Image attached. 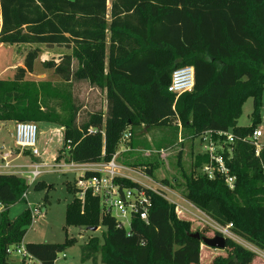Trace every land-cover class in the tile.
Segmentation results:
<instances>
[{"label": "trees", "instance_id": "1", "mask_svg": "<svg viewBox=\"0 0 264 264\" xmlns=\"http://www.w3.org/2000/svg\"><path fill=\"white\" fill-rule=\"evenodd\" d=\"M110 3L108 20V0H0V43L72 47V54L44 60L43 66L64 80L86 79L91 85L107 87L109 107L105 120L101 110L89 112L80 121L76 108L66 110V115L57 112L47 102V83L25 78L33 72L40 52L31 46L24 66L12 78L0 77V128L8 120L60 124L64 128L59 152L67 150L64 159L68 162L109 161L125 132L132 137L142 125L153 128L179 121L181 129L200 142L209 130L214 132V141H222L217 131L237 137L254 131L255 123L241 127L237 121L248 97L254 98L256 110L260 107L264 0ZM73 59L77 68L72 66ZM185 65L195 69L194 88L180 95L169 92L171 72ZM228 146L232 153L226 150L224 157L236 178L235 186L229 188L220 175L210 179L204 174L201 168L209 156L199 152L187 176L185 197L215 222L232 223L235 234L264 249V148L258 156L254 145L238 138ZM61 156H57L59 160ZM152 164L147 162L139 170L152 174ZM117 181L120 192L144 188L150 195L147 221L133 214L129 228L119 227L98 196L87 192L82 201L77 188L68 182L74 195L67 204L66 225L105 227L102 238L91 237L82 246V262L201 263L202 241L190 236L195 232L204 235L200 228L194 231L192 222L178 215L175 204L150 188L128 177ZM28 186L23 176L0 174V264H9L12 248L20 246L42 264H55L59 254L77 241L69 237L63 243H23L33 221L31 209L14 219L7 212L9 205L23 198ZM45 187L42 181L34 183L35 189ZM224 251L226 254L216 255L210 264H253L261 258L231 238Z\"/></svg>", "mask_w": 264, "mask_h": 264}, {"label": "rangeland", "instance_id": "2", "mask_svg": "<svg viewBox=\"0 0 264 264\" xmlns=\"http://www.w3.org/2000/svg\"><path fill=\"white\" fill-rule=\"evenodd\" d=\"M110 2L111 0H108V20H110ZM33 46L40 48V52L35 60L34 70L30 77L37 80L39 84H43L44 82L47 83V85H44L47 87V92H49L47 102L54 106L56 111L61 113L63 109V85L61 78L57 76L52 69L45 68L43 66V61L53 58L57 59L59 55L67 51V48L62 46L48 47L40 43L34 44ZM30 48L33 47L30 46L26 51ZM13 50L15 53L17 49H13V47L8 44L4 45L1 49L0 60L5 61L4 63H9V57ZM14 72V70H9L5 73L1 72L0 77L9 79V77L14 75ZM54 95H57L56 99ZM254 123L255 127L261 129L263 132L258 142L260 145L264 146V88L260 99V107L256 110L254 98L248 97L242 104L241 114L237 121L238 126L241 127H251ZM178 126L179 123L174 122L171 125L154 127L153 129L162 132L161 142H145L142 147L145 150L129 152L127 155L122 153L118 159V163L120 161L129 168V170L125 172L131 175V180H139L138 182L145 184L149 188H159L164 191L165 195L170 198V200L180 204L182 206L180 207L182 211L180 213L177 212L178 215L189 219L192 222L194 231L200 228L204 236L213 237L215 235L212 227L214 220H211L210 217L198 210L197 207L195 208V205L186 199L184 193L186 191L187 176L191 173L196 155L199 153V149H201L199 138L193 140L188 131L184 129L180 130ZM37 127L38 134L36 145L39 149V155L42 161L52 165L62 162L64 158H67L68 152L66 149L64 152H59L63 146L60 126L52 122H38ZM15 128V120L2 122L0 128V147L5 146L6 149L12 151L19 149L15 145ZM150 136V134L146 135L142 133V130L139 129L134 138L132 137L133 144L135 145L137 142H141L143 139ZM127 142L128 139L126 140V144ZM121 143H124L122 139ZM122 146L124 147V145ZM159 147H162L161 149L163 150L161 151ZM59 154H62L61 160L57 157ZM31 157L30 153H23L20 158L15 159L16 161L14 163L26 164L31 162ZM147 162L153 163L152 165L154 168L152 174L139 170H144L143 165L147 166ZM132 163H136L137 165H133ZM24 169L26 168L21 170ZM45 170L46 171L39 176L37 181L44 182L46 187L43 189H35L34 183H30L26 190V195L16 203L9 205L7 212L8 216L14 219L25 209L29 208L32 212V210L37 207L39 213L33 215V221L24 236L23 242L63 243L67 238L75 237L77 239L76 243L67 250L61 252L55 264H94L92 261L82 262L80 260L82 246L87 243L91 237L98 236L102 238L105 227L101 225L96 230H92L90 227L67 226L65 222L66 208L74 195L73 191L69 188L68 182H70V185H73L76 174L74 172L63 173L52 168H45ZM165 180H167L171 186L168 184L166 185L164 182ZM0 207H2L0 209L1 220L3 206ZM112 212L115 214V207H112ZM233 240L249 250L256 252L262 250L237 234H235ZM202 245L204 247L200 264H210L211 260L216 255L220 253L226 254V251H224L225 249L220 250L212 248L203 243ZM21 249V246L12 248L9 255L10 264H28L30 260V264H42L35 258H27L26 263H22L21 260L24 261L23 256L17 253V250ZM262 259L264 261L263 257ZM95 264L101 263L96 262ZM253 264H259V262L257 263L255 261Z\"/></svg>", "mask_w": 264, "mask_h": 264}, {"label": "built area", "instance_id": "3", "mask_svg": "<svg viewBox=\"0 0 264 264\" xmlns=\"http://www.w3.org/2000/svg\"><path fill=\"white\" fill-rule=\"evenodd\" d=\"M194 85L195 69L191 65H185L175 68L171 72L168 91L180 95L184 92L191 91ZM90 130L94 131L93 128ZM37 134L38 127L34 121H17L15 128L16 147L20 150H30L33 155H39V149L36 145ZM212 134H214L213 131H207L201 140L203 154H208L209 156V161L202 166L201 171L210 179L215 178L216 175L222 176L228 187L232 189L235 186L236 178L230 173V167L224 157L226 150L229 154L232 153V148L228 146V143L231 144L237 138L244 142H249L254 145L256 155L259 156L261 149L264 148V146L260 145L258 142L263 132L261 129L255 128L251 134L237 137L232 132L217 131L216 134L222 141H214ZM122 138L128 139L129 134L125 133ZM13 154L14 152L11 150L0 147V174H22L27 182L32 184L46 171L45 168H52L60 172H74L76 174L74 182V186L77 188L76 195L79 196L82 201H84L87 192H91L93 195L98 196L102 208L116 217L119 227L129 228L133 214H137L141 220H148V214L152 207L150 195L144 188H123L122 192L119 191L117 178L125 177V175L123 174L124 168L117 162L115 155H113L109 161L68 162L64 159L62 162L53 165L37 162L25 165H14L12 163ZM23 168L26 169L21 170ZM140 184L146 186L143 183ZM146 187L149 188L148 186ZM150 189L175 204L178 213L182 211L180 208L182 206L170 200V198L165 195L164 191L159 188ZM112 207H115V214L112 212ZM38 213L39 209L37 207L32 210L33 215H37ZM213 222L212 227L217 234L234 239L235 233L232 230V223L222 225L215 221ZM254 252L264 258V252L261 250L260 252ZM17 253L21 254L25 259L32 258L31 254L27 253L24 247H22L21 250H17Z\"/></svg>", "mask_w": 264, "mask_h": 264}, {"label": "crops", "instance_id": "4", "mask_svg": "<svg viewBox=\"0 0 264 264\" xmlns=\"http://www.w3.org/2000/svg\"><path fill=\"white\" fill-rule=\"evenodd\" d=\"M1 25H2V18H1V8H0V30H1ZM4 45H6V44L0 43V56H1V49L4 47ZM33 45L34 44H14V45H10L11 47H13V49L15 48L17 50H15V53H14V50H13V52H11L10 57H9L10 60L8 59L9 60V63H4L5 61L0 60V73L1 72L2 73H5V72H7L9 70H14L15 71L18 67H23L24 66V59H25V56H26V49L29 48L30 46H33ZM62 47H66L67 48V51L66 52H63V54H72V52H73V48L72 47H67V46H62ZM72 63H73V65H72L73 68H77V66H78L77 60L76 59H73V62ZM47 69H49V68H47ZM53 72H54V70H53ZM32 73H27L25 78L27 80H30V81H33V82L39 84V82H37V80L32 79L30 77L32 75ZM56 75L59 76L58 74H56ZM13 76L14 75H12L9 78H12ZM61 82H62V85H63V93H62L63 109H62V112H63L64 115H66V113H67L66 110H72V109H75L76 108L78 110L77 120L80 121L84 117H86L89 112L101 110L102 113H103V116H104V120H105L106 113L109 110V107H108V99H107V87H105V86L104 87H99V86L91 85L89 83V81H87L86 79H79L77 81H74L73 79L64 80V79L61 78ZM54 97L56 99L57 95H54ZM57 112H59V111H57ZM3 122H5V121H3ZM176 122L179 123V121H176ZM35 123L37 124L38 122H35ZM52 123H54V122H52ZM58 125L60 126L61 131H62L64 127L61 126L60 124H58ZM178 127H180V130H181L180 123H179V126ZM153 128H147L145 125H142L141 126L142 133H144L146 135L150 134L151 136L148 137V138H146V139H143L141 142H137V144H135V145L133 144L132 137L134 138V136H135L136 133L131 138L130 137L128 138L127 144H126V140L127 139L122 138V141L124 143L122 144L121 141H120L118 150L114 154L116 156L117 162H118V159H119V157H120V155L122 153L124 155L125 154L127 155L129 152L131 153L133 151H140V150L142 151V150H145V149L142 148L144 146L143 144L145 142L146 143H150V142L160 143L161 140H162L161 139L162 138V135H161L162 132H160V130H156V129H153ZM125 133H128L129 134L128 131H126ZM62 134H63V132H62ZM144 138H145V136H144ZM122 145H124V147ZM199 145H200V148H201V149L198 148L199 149V152L200 153H203L202 145H201V142L200 141H199ZM1 147H4V149H6L5 146H1ZM6 150H8V149H6ZM162 150L163 149H161V151ZM12 152H14L13 155L15 157V158L13 157V161H12V163L14 165L17 164V163H14L16 161L15 159L20 158L23 153H30L31 156H32L31 157L32 160H30L31 162H28L26 164H30L32 162L44 163L42 161L40 155H33L30 150H20V149H16V150H14ZM44 164H46V163H44ZM119 164L124 168L123 169V174L125 175V177L131 178V175L125 172V171H128L129 168L125 164H123L122 162H120V161H119ZM17 165H25V164H17ZM47 165H51V164H47ZM50 171H52V170H50ZM63 173H68V172H63ZM17 175L23 176L22 174H18V173H17ZM133 180L134 181H137V182L139 181V180H136V179H133ZM25 195H26V193H25ZM1 208L2 207H0V209ZM23 243H26V242H23ZM261 251L264 252V249H262ZM32 258H34V257L32 256ZM23 260H24V257H23ZM88 261H91V260H88ZM261 261H263L262 260V256H261V258H257L256 259V262L257 263L259 262V264H262L263 263ZM21 262L24 263L22 260H21ZM30 262H28V264H30ZM98 262H100V261H98ZM25 263H26V259H25ZM9 264H10V261H9Z\"/></svg>", "mask_w": 264, "mask_h": 264}, {"label": "water", "instance_id": "5", "mask_svg": "<svg viewBox=\"0 0 264 264\" xmlns=\"http://www.w3.org/2000/svg\"><path fill=\"white\" fill-rule=\"evenodd\" d=\"M90 229L96 230L97 227H93ZM190 236L193 238H199L202 241V243L206 246L221 250L226 248L227 238L219 234H216L213 237H208V236L200 235L199 232H195L190 234Z\"/></svg>", "mask_w": 264, "mask_h": 264}]
</instances>
